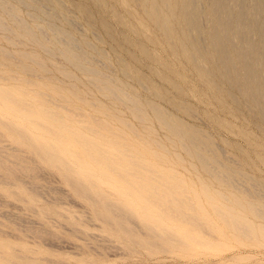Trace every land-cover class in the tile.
<instances>
[{
	"label": "rangeland",
	"instance_id": "rangeland-1",
	"mask_svg": "<svg viewBox=\"0 0 264 264\" xmlns=\"http://www.w3.org/2000/svg\"><path fill=\"white\" fill-rule=\"evenodd\" d=\"M58 1H61V6L59 7L60 10H58L59 16L54 20L55 24L60 28L67 29L72 34L77 40L76 42L79 43L81 50L88 52L90 57H93L92 64H94V67L105 77L107 76L106 78L110 79L113 87H121L128 95H132L138 99L141 103L143 119H140L127 104L114 99L106 90H102L97 85L93 84L89 76L85 75L78 67L68 63L61 55L50 54L25 38L18 42L19 44H11L7 38L9 34L3 30H0V51L7 52L5 53L7 57L0 56V77L2 79L3 77L13 75V77L17 78L19 81L15 82L0 79V84H3L5 87H11L19 85L20 81H23L22 83L30 82L32 88L28 89V94L31 93L34 88H40L50 95H53L55 92L62 93L69 107L76 109L81 114L93 115L103 120L107 126L110 128L112 127L111 129L120 135L119 138H124L131 152L140 160L144 162L148 161L152 165L155 169V174L158 172V174L170 173L173 175V189H175V195L190 201V205L194 202L191 208L197 216L195 218L197 221L186 219V221L193 220L195 223L190 221L186 222L185 218L180 216L177 218H169L172 220L170 221L166 216V212L160 209L153 210L152 213L147 215L138 204L133 203L132 216L134 219L138 221L145 220L148 225L152 227L156 226L155 229L158 230V232L155 231L156 233L152 238L149 236L150 234L147 233V228L142 226L143 232H141V234H148L151 238L142 235L138 236L137 234L140 235V233H136L137 229L131 225L133 223L129 222V224L127 220L125 221L128 223L127 229L125 228V230L122 227L123 230H121V226H117V224L115 225L113 222L111 225L106 219H103V217L105 218L104 215L106 211H104L102 207L96 206V203H90L83 195L75 193L71 188L73 185H71V187L66 185L67 183H72L65 180V176L61 175L62 173L55 175V177L51 174L53 179L56 180H53L52 177L50 179L47 178L51 170L49 168L50 166L45 163L43 164L41 160L35 163L34 156L27 154V151H25L27 146L20 143L19 137L16 134H12L10 130H7L0 124V133L2 134H0V140L3 141H0V174L6 173L12 177L11 179V177L6 174H3L4 177L0 176V181L3 180L0 183V198L3 194L1 199L2 202L0 200V220L4 226V231L2 225L0 227V230H2L0 231V247H5L6 245L5 249L8 248L6 249L8 251H5L7 252V254L5 253V257L2 255L4 252H2L0 253V258L7 261V257L15 255L12 257L15 261L17 259L14 258H18V260L27 258L31 262L30 258H32V261L36 259L33 261L36 263L40 260L41 263L39 262L38 264H264V218L254 215L253 211L251 212V209H249L252 203L264 204V198L259 196V194L264 193V120L259 117L256 111V104L262 96L252 93L244 83L245 77L244 74H242L243 69L240 66V60L236 57L231 48L232 44L238 41L237 32L239 29L236 25L238 16L235 11L231 16V24L233 26L229 34L230 37L226 41V45H229V54L232 56L228 64L229 68L239 71V77L236 79L238 84H230L223 76V68L217 63L218 54L215 53L208 42L212 22L206 9L199 25H202L200 27L199 36L204 39L205 43L201 47L200 54L196 55L197 59H195V62L197 63L195 64L201 62L197 66L191 63L188 57L186 58L185 56V54L190 53L192 49H190L191 46L188 45L189 43L187 44V42H184L187 33L179 17L177 0H170L171 10L169 13L163 10L167 19H169V27L173 26L170 30V39L178 38L174 39V42L173 40L171 41L173 44L169 41L170 39H168V42L166 41L167 35L165 36V33L163 35L164 31L159 30L153 20L149 21L147 16L148 19L144 17L142 11H140L141 9L138 6L136 7L131 0H127V2L126 0L125 2L124 0H100L102 4H104L102 9L101 7H96L94 3H92V0ZM202 3L205 6L207 0H203ZM18 7L25 21L31 22L29 14L34 12V10L21 5ZM230 7L235 9L236 5L234 4ZM83 9L89 11V18L85 17ZM109 10L118 12L123 17L124 21L132 25L134 24L136 30H128L123 25L115 22L113 17L109 14ZM64 14L71 17L73 20L72 25H68L64 22L62 17ZM4 18L6 26L10 28L12 32L19 33V28L16 26L17 24L5 16ZM171 18L173 20H171ZM102 19L115 34L116 38H120L124 35L131 40L132 44H128L126 47V45L120 43L117 39H112L105 30L101 28L100 21ZM44 22V20L41 21V24ZM141 25H144V30H141V28L138 29V26L143 29ZM171 32H173V34ZM182 42L186 45V50L181 47L180 44ZM52 45L55 49H63L65 46L61 41H56ZM141 46H144L152 56L155 54L154 58H156L154 61L148 60L149 62H147V59H145L140 52L139 48ZM257 48L259 47L256 46L255 49ZM7 54H10V58H8L9 55ZM28 54L35 55L37 59L43 63V68L35 66L34 63H24L20 55ZM151 62L155 63L152 64ZM23 64L30 66L31 73H25L21 70ZM200 65L203 69L199 67ZM154 69H157L160 75L154 74ZM199 69H201L200 75ZM175 72L178 75H175ZM208 73L210 74L209 76ZM141 81L144 82L145 86L140 84ZM170 81L176 86H172ZM208 81L216 83L217 87L215 90H213L214 88ZM176 87L181 88L182 92L179 93ZM154 91H157V94L162 97L156 95ZM230 94L234 97L235 101L232 100ZM149 104H154L166 112L176 121L175 123L178 124L182 130L192 129L201 131L208 140L212 141L215 146L217 145L216 147H219V154L215 159L220 162L214 163L217 169L205 168L197 158L190 154L191 150L189 147L183 148L182 144L185 142L181 134L172 135L162 127L148 107ZM187 109L193 112V114H189L186 111ZM20 123L25 127H31V125L27 124L25 121H20ZM53 142V144L60 149L61 145L66 143L67 140L60 136H55L53 137ZM7 145H9V147ZM1 146H4V148ZM113 146L109 145L108 147L111 149ZM13 147L14 149L12 151L11 149ZM114 147L117 146L115 145ZM66 150L74 152L68 157L77 156L83 159L80 160V167L83 171L78 172L81 176L86 177V175L89 174L88 176L95 182L101 181L104 189L109 192V197H115V187L104 185V183H107L115 176L113 173L104 172L103 170V173L94 172L93 163L84 156L83 151L74 141L70 142V145H66ZM22 151L23 153H21ZM16 156L24 157H22L20 161H17L18 166L11 161V159L13 160ZM3 157L9 161L3 159ZM38 166H40V168L36 170ZM42 167L43 169H41ZM220 169H222L224 173L218 174V170ZM10 171H15L17 174L15 172L13 174ZM37 172L38 175H35ZM41 173L44 174V176L41 175L43 178H45L46 174V178L49 180L46 181L47 179H43L40 176ZM51 173H53L52 170ZM13 175H18L20 181L18 179L16 180V177ZM23 175H26L23 177L25 180L22 178ZM29 176L36 179L33 178L34 180H29ZM231 176L237 178V186L235 188L228 182V178ZM4 178H9V181L8 179L7 181L11 182V184L4 182L6 181ZM116 179L118 180V184L124 183L123 180H119L117 177ZM50 181H53L54 184ZM16 184L17 187L15 186ZM32 184L38 190H35L36 188ZM41 184L45 186V189L41 187ZM252 184L255 185L251 186ZM102 186L97 188L101 189ZM62 188L64 191L61 190ZM33 190L39 192L35 193ZM40 190H43L44 193H40L42 192ZM60 190L61 192H59ZM56 191H58L59 194L67 191L66 193L74 196L72 197L71 195V197H69L66 193L59 195ZM8 193H12L13 195L17 194L15 198L21 200H19L18 203L14 202L16 199L12 194L9 195ZM123 193L127 196L126 202H132L136 199L133 191L124 190ZM40 194L43 195L41 196ZM112 194L113 196H110ZM5 199H7V201H5ZM47 199L53 200L49 201ZM3 204L7 206L6 209ZM14 204H17V207L22 206L19 208H25L27 211L24 209H17L15 208L16 206L12 208ZM10 206L11 208H9ZM214 206L216 207L214 208ZM27 207H30L32 211ZM86 207L89 208L90 212L93 211L95 216L92 212H87L88 208ZM100 208H102L104 212L100 210ZM217 208L222 209L229 216L234 215L242 218L249 226V233L247 235L237 233L228 220L227 215L219 214ZM3 209L4 211H8L4 212ZM44 209L49 211H45ZM82 209L83 211H81ZM52 210L57 212V215L56 213H53L54 216L50 214ZM9 211L11 214L8 215ZM20 211V214H15ZM68 211L72 212L68 213ZM58 212L62 216H60ZM71 213H73L71 215L73 219L69 218ZM96 213L102 214L100 218H97L98 220L100 219L99 221L95 220V217L98 216ZM13 214L20 215L21 219L23 218L24 220H20V217L14 216ZM22 214H25V216ZM26 214L32 217H26ZM47 214L55 219L51 220V218L46 217ZM86 214L90 216L87 215V217L85 216ZM11 215H13L14 218L11 217ZM64 215L68 217H63ZM73 215H76V217ZM80 215H84L82 216L84 221L81 219ZM133 217L130 219L134 220ZM27 218L30 222L25 220ZM75 218L79 219L76 220ZM88 218H94L92 220L93 222ZM85 219L87 220L86 222ZM55 220L61 221L65 229L61 224H58L59 221L56 222ZM20 221L23 223H20ZM68 221L70 223H68ZM81 221L84 223L88 222V224H84ZM205 221L207 223L199 228L198 225L200 224H197V222ZM27 222H29L28 224L34 222V225H28ZM71 222L74 223L72 227L70 225L72 224ZM90 222L93 224H89ZM105 222L108 224L106 223L105 225ZM18 223H20L21 226ZM53 223L54 225H52ZM75 224H78V226ZM24 225L27 228H25ZM55 225H57V227ZM65 225L68 226V228H66ZM82 225L83 227L86 226L83 228L85 231L87 228V231H90V233L92 232V234L89 233V235L88 232H82ZM162 225L168 228H177L185 233L177 231L175 233L177 238H171L172 240L174 239V241H171L170 238H165L167 237L165 231H162L165 232L162 233L160 232L161 229H158ZM30 226H32L33 229ZM10 227L14 229L16 227V229H12L14 231L11 233ZM78 227L80 228L78 229ZM130 227H132V231ZM22 228L27 230L23 231L21 230ZM53 228H57L58 230H53ZM72 228L75 230H72ZM48 229H50L51 232L48 231ZM62 229H70L74 231V233L73 235L64 234V232L67 233L69 230L62 231ZM17 230L18 232H15ZM127 230L128 234L134 232L131 234L132 236L126 235ZM188 230L190 231L188 232ZM9 232L12 235L15 233V235L11 236ZM30 232H33L31 235H33L34 238L28 235ZM144 232L146 234H144ZM75 233H77L79 237L80 234H85L81 235L85 238H78V236L76 237L74 235ZM20 234L23 237L22 239ZM48 234H50L51 237ZM60 234L64 235L62 239L59 238L61 237ZM134 234H136V236H134ZM19 235L20 237H17ZM95 237L97 239H95ZM100 237L103 239L108 238L109 241L108 239L104 241ZM20 239L24 242L16 243L20 241ZM178 241L179 243L185 242V245L184 243L179 244ZM12 243L18 245L16 246L17 248H15V246H7L14 245ZM33 243L36 244L34 245ZM89 244H91V246ZM19 245L22 247L24 245V247L22 248ZM36 245L37 249H35ZM112 245H116L117 248H112ZM30 247H32L33 251L30 250ZM118 247L120 249H118ZM19 248H22L24 252L22 250L18 251L17 249ZM122 249H124V251ZM12 250L18 254H12ZM33 255L38 256L40 259ZM52 256H54V259L58 258L54 260L51 259ZM2 259H0V264H12L8 262L10 260L2 262L4 261ZM58 260H64V263H60Z\"/></svg>",
	"mask_w": 264,
	"mask_h": 264
},
{
	"label": "bare ground",
	"instance_id": "bare-ground-1",
	"mask_svg": "<svg viewBox=\"0 0 264 264\" xmlns=\"http://www.w3.org/2000/svg\"><path fill=\"white\" fill-rule=\"evenodd\" d=\"M60 2L58 0H0V30H3L9 34V35H7V38L11 44H16L25 38L29 41H32L36 46H38L39 48L49 52L50 54L61 55L62 57H64L67 60L68 63L78 67L85 75L89 76L90 81L93 84L97 85L102 90H106L114 99L119 100L120 102L127 104L138 115V117L140 119H143L142 112H141V103L138 101V99L132 95H128L125 92V90L122 89L121 87H118V88L113 87L111 82H110V79L106 78L107 76L105 77L103 74H101L94 67V64H92V62H93L92 58L93 57H90L88 52L81 50L79 43L76 42L77 40L72 36V34L67 29L60 28L55 24L54 20L56 18H58V16H59L58 10H60L59 9V7L61 6ZM124 2H125V0H124ZM126 2H127V0H126ZM131 2H133L136 7L138 6L141 9V10L140 9L139 10L142 11V15L144 17L147 16L149 18V21L153 20V22L156 24V26L159 28V30L164 31V32L162 31L163 35H164V33H165V36L167 35L166 41L168 42V39H170V30H171V27H173V26L169 27V19H167L166 14L163 12V10H165L166 13H169V11L171 10L170 0H131ZM131 2H129V3H131ZM177 2H178V6H179V17H180V20L183 23L184 29L186 30V33H187V37H186V40H184V42H187V44L189 43L188 45H190L191 46L190 49H192V51L190 53L185 54L186 58L188 57L190 62L193 63L194 65L198 66V64L201 63V62H199L198 64H195V63H197V62H195L196 61L195 59H197L196 55L200 54L201 47L205 43L204 39L199 36L200 35L199 32L201 30L200 27L202 26V25L201 26H199V25H200V21L203 17V13L206 9L207 13L211 17V22H212V27L210 28V31H209L210 36H209L208 42H209L210 46L213 48V50L215 51V53L218 54L217 63L219 64V66L221 68H223V76L225 79H227L229 81L230 84H238V81L236 79L239 77V75H238L239 71L231 70L229 68L228 64L230 63L232 56L229 54V49H228L229 45L228 46L226 45L227 44L226 41L230 37L229 34L231 33L230 31H231V28L233 26L231 24V16L233 15L232 13L235 11V13L238 16L237 17V23H236V25L239 29V31L237 32L238 33V41L233 39L236 42L234 44H232L231 48H232L233 52L235 53L236 57L240 60V66L243 69L242 74H244V77H245L244 83L247 85V87L250 89V91L252 93H255V94L262 96L256 104V111L259 114V117L262 120H264V109H263L264 108V0H207V3L205 4V6L202 3L203 0H177ZM92 3H94V5L96 7H101V9L103 8V5H104V4H102V2L100 0H92ZM234 4L236 5L235 9L230 7L231 5H234ZM20 5L25 6L27 8H31L34 10V12L29 14V18H30L31 22H26L25 19L21 16L20 9L18 7ZM63 5H65V4H63ZM83 10H84L85 17L89 18V11H87L86 9H83ZM64 11H66V10H64ZM135 13H137V12H135ZM109 14L113 17L115 22H117L120 25H123L128 30H131V31L136 30L134 24L132 25L131 23H127L126 21H124L123 17L118 12H116L115 10H109ZM170 15H172V14H170ZM4 16L7 17L8 19H10L11 21H13L15 24H17L16 26L19 28V33L12 32V30L6 26ZM62 17H63L64 22L66 24H68V25L73 24V20L71 19V17H68L65 14L62 15ZM169 17H171V16H169ZM43 20L45 22L41 24V21H43ZM171 20H173V19L171 18ZM173 23H174V21H173ZM100 25H101V28H103L105 30V32L112 39H117L120 43L126 45V47L128 44L129 45L132 44L131 40L124 35L121 36L120 38H116L115 34L111 31V29L107 26L106 22L103 19L100 21ZM136 26H137V24H136ZM141 26H143V29H142V27H139V26H138V29L141 28V30H144V28H145L144 25H141ZM173 32H171V33L173 34ZM202 36H204V35H202ZM234 36H236V35H234ZM174 39H178V38H174ZM174 39H170L169 41L171 42L173 40V42H174ZM56 41H61L65 45L64 48L63 49H55V47L52 44ZM173 42H171V43L173 44ZM172 44H170V45H172ZM180 45L182 48H184V50H186L187 47L183 42ZM87 46H88V44H87ZM256 46L259 48L255 49ZM139 49H140V52L143 55V57L145 59H147V62L155 60V58H156V57L154 58L155 54H154V56H152L151 53L144 46H141ZM180 50H181V48H180ZM5 53H7V52L0 51V56L1 57L6 56ZM23 53H25V52H23ZM187 54H188V56H187ZM7 55H9L8 58H10V54H7ZM20 57L22 58L24 63L25 62H30L32 64L34 63V65L39 67V68H43V66H44L43 63L40 62V60L37 59V57L35 55L34 56L30 55V54L22 55V56L20 55ZM154 63L155 62H153L152 64H154ZM160 64H161V62H160ZM201 65L199 67H201ZM160 68H162V67H160ZM201 68L203 69V67H201ZM167 69H169V68H167ZM21 70L24 71L25 73H31V68L27 64H23L21 67ZM200 70L201 69H199V75H200ZM153 72L156 75H160V73L157 69H154ZM168 73H169V71H168ZM66 74H68V73H66ZM176 74L177 73L175 72V75ZM205 75H207V74H205ZM209 75L210 74L208 73V76ZM0 79H1V77H0ZM2 79L7 80V81H15V82L19 81L17 78L13 77V75H10L9 77H3ZM22 82L20 81L19 85H14L11 87H5L3 84H0V124H2L7 130H10L12 134H16L19 137L20 143L25 144L27 146V149L25 150V151H27V154L34 156V162L35 163L40 162V160H41V162L43 164L45 163L48 166H50L49 168L52 170L53 173H51V170L48 173V171H49L48 170L47 171V173H48L47 178L50 179L52 177V179H53V176H51V174H53L55 177V175L62 173L61 175L65 176V180H68V182L72 183V184L67 183L66 185H69L70 187H71V185H73V187H71V188L73 189V191L75 193L83 195V197L87 198V200L90 201V203H96V206L102 207L103 210L106 211V214L104 215L105 218L103 217V219H106L107 222L110 223L111 225L113 222V223H115V225L117 224V226H121V228H120L121 230H123L125 228L127 229V224L129 222H132L133 224H131V225H133L134 228L137 229L136 233L137 232L140 233V235L137 234L138 236H141L143 234V233L141 234V232H143L142 226L147 228V233L150 234L149 236H151V237L156 233L155 231L158 232V230L155 229L156 226L152 227V226L148 225L145 222V220H139L138 221V220L134 219V217L132 216V204L133 203L138 204L147 215H149V213H152L153 210L160 209V210H163L166 212V216L168 217V219L169 218H177L180 216L182 218H185V221H186V219L195 220V218L197 216L195 215L194 210L191 208V206L193 205L194 202L190 205V201L183 199V198H179L178 196L175 195V191H174L175 189H173V183L174 182H173V175L172 174H170V173L169 174H162V173L158 174V172H157V174H155L156 172H155V169L152 167V165L148 161L144 162L143 160H140L133 152H131L130 151L131 149L128 148L129 146L127 145L124 138H119L120 135H118L115 131H113L111 129L112 127L110 128L109 126H107L103 120H100V118L98 119L93 115L81 114L76 109L69 107L67 105L66 98L62 93L55 92L53 95H50V94H47L44 91H42L40 88H34V90H32V92L28 94L27 93L28 89L32 88L31 84H30V82H25V83H22ZM208 83H210V85L214 88L213 90H215V88L217 87L216 83L215 82H209V81H208ZM140 84L142 86H145L143 81H141ZM170 84L172 86H176L172 82ZM176 89L178 90L179 93L182 92L181 88L176 87ZM154 92L156 93V95H159V94H157V91H154ZM230 96H231L232 100L235 101L234 97L231 94H230ZM160 97H162V96H160ZM92 105H93V103H92ZM148 107L153 112L158 123L162 127H164L170 134H172V135H180L181 134V137L183 138V141L185 142L182 144L183 148L189 147L191 150L190 154L193 157L197 158L205 168H207V169L213 168L215 170L217 169L214 165V163H220L217 159H215V157L219 154V151H218L219 147L217 148L216 147L217 145L215 146L212 141L208 140L207 137L201 133V131H195L192 129L191 130H188V129L182 130L180 128V126H178V124L175 123L176 121L173 118H171L166 112L161 110L156 105L149 104ZM186 111L191 115L193 114V112H191L188 109ZM74 116H76V117H74ZM20 121H25L27 124H30L31 127L23 126L20 123ZM125 125H126V123H125ZM128 126H126V127L129 128L130 126L129 127ZM55 136H60V137L65 138L67 140L66 143L61 145L60 149L53 144L54 143L53 137H55ZM1 137H4V136H1ZM0 141H2V140H0ZM72 141H74L75 143H77L79 145V147L83 151L84 156L87 157L93 163L94 172L103 173L102 172V170H103L104 172H111L115 175L107 183H104V185L106 184V185L115 187V193H114L115 197L114 198L109 197V194H108L109 192L104 189L101 181L95 182L93 179H91L88 176L89 174H87L86 177H83L80 175V173H78L79 171H83L80 167V165H81L80 160L82 158L77 157V156L68 157L70 154H72L74 152L73 151L70 152V151L66 150V145H68V144L70 145V142H72ZM5 142H7V141H5ZM109 145H112V146L116 145L117 147L113 146V148L109 149V147H108ZM7 146L9 147V145H7ZM1 147L4 148V146H1ZM13 149H14V147L11 150L13 151ZM15 151H16V149H15ZM221 152H224V151H221ZM21 153H23V151ZM25 154H26V152H25ZM16 157H14L15 159L13 158V160L11 159V161L13 163L17 164V166H18L17 161H20L23 156L22 157L16 156ZM3 159H6V158L3 157ZM6 160L9 161L8 159H6ZM236 162H238V161H236ZM2 167H4V166H2ZM39 168H40V166H38V169H36V170H39ZM41 169H43V167ZM2 171H3V169H2ZM5 172H6V170H5ZM8 172H9V169H8ZM14 172L15 171H12L11 173L14 174ZM29 173H30V171H29ZM220 173H224L222 169L218 170V174H220ZM3 174H6V173H1L0 176H3ZM49 174H50V176H49ZM6 175H8V174H6ZM10 175H12V174H10ZM35 175H38V172ZM41 175L44 176L43 173H41L40 176ZM25 176L26 175H23L22 178ZM238 176H239V174H238ZM9 177H11V176H9ZM14 177H16V180L18 179V175L14 176ZM27 177H28V175H27ZM116 177L119 180H123L124 183L118 184V180L116 179ZM29 178H30L29 180H31L34 177L32 178L29 176ZM47 178H46V174H45V178H43V179L46 180ZM7 179L9 181V178H7ZM7 179L4 178V180H6L4 182H8ZM11 179H12V177H11ZM34 179H36V178H34ZM49 179H47L46 181H48ZM16 180H14V181H16ZM18 180L20 181V179H18ZM23 180H25V178H23ZM53 180H56V179H53ZM1 181H3V180H1ZM1 181H0V183H1ZM19 181H17V182H19ZM50 182L52 183L53 181H50ZM228 182L234 188L237 186V178L236 177H232V176L229 177ZM33 183H34V181H33ZM8 184H11V182H8ZM47 184H49V183H47ZM52 184H54V182ZM98 185L100 187L102 186V188L101 189L97 188V187H99ZM253 185H255V184H252L251 186H253ZM15 186L17 187V184ZM41 187L44 188L45 186H42V184H41ZM52 188H54V187H52ZM57 188H59V187H57ZM256 189H258V188H256ZM35 190H38V189L36 188ZM55 190H56V188H55ZM61 190H63V188ZM61 190L59 192H61ZM124 190L133 191L135 193L136 199H134L132 202H126L125 200L127 199V196L123 193ZM30 191H32V190H30ZM40 191H42L40 193H44L43 190H40ZM256 191H258V190H256ZM34 192L36 193L39 191H34ZM56 192L58 193V191H56ZM66 192H62V193L65 194ZM110 193H112V192H110ZM8 194L11 195L12 193H8ZM61 194H59V195H61ZM66 194L69 197H71V195H72V194H68V193H66ZM13 196L15 198V196H17V194L13 195ZM48 196H49V194H48ZM73 196L74 195H72V197ZM110 196H113V194ZM259 196L264 198V193L259 194ZM2 197H3V194H2ZM2 197L0 198V200L2 199ZM45 197H47V195ZM47 198H50V197H47ZM184 198H185V195H184ZM43 199H45V198H43ZM11 200H14V199H11ZM19 200H21V199H16V201H14V202L18 203ZM47 200L52 201L53 199L52 200L47 199ZM5 201H7V199H5ZM5 201H3V202H5ZM1 202H2V200H1ZM5 204H3V205H5ZM8 204H10V203H8ZM13 206H16L15 208H17V209H21L19 207H22V206L17 207L18 206L17 204L12 205V208H14ZM30 207H27V208H30ZM198 207H197V210H198ZM200 207H202V206H200ZM215 207L216 206H214V208ZM250 207L251 208H249V209H251V212L253 211L254 215L264 218V204L252 203L250 205ZM6 208H7V206L5 205V209ZM9 208H11V206ZM86 208H88V207H86ZM102 208H100V210H102ZM23 209L26 210L25 208H23ZM23 209H21V210H23ZM83 209L81 211H83ZM3 211H4V209H3ZM7 211H4V212H7ZM14 211H16V210H14ZM30 211H32L31 208H30ZM30 211H28V212H30ZM47 211H49V210H47ZM62 211H64V210H62ZM81 211H80V214H81ZM88 211H89V208H88L87 212ZM217 211L219 214L227 215L228 220L231 222L233 228L235 229V231L237 233L244 234V235H247L249 233V231H250L249 226L244 220H242V218H239L238 216H234V215L229 216L227 213H225L222 209H219V208H217ZM4 212H2V213H4ZM28 212H27V214H28ZM59 212H58V214H59ZM70 212H72V211H70ZM70 212L68 211V213H70ZM91 212L93 213V211H91ZM0 213H1V211H0ZM20 213H21V211L19 213L16 212L15 214H20ZM30 213H29V215H30ZM42 213H44V212H42ZM53 213H56V215H57V212H54L52 210V212H50V214L53 215ZM73 213H71L69 215V218H72L71 215ZM5 214H7V213H5ZM9 214H11L10 211L8 212V215ZM27 214H26V217H29ZM96 214L98 216L95 217V220H98L97 218H100V216H102V214H98V213H96ZM13 215H11V217H13ZM22 215L25 216V214H22ZM77 215H78V213H77ZM87 215H89V214H86L85 216H87ZM14 216L20 217V215H14ZM44 216H46V215H44ZM50 216L51 215L47 214L46 217L51 218V220L55 219L54 217L52 218V216L51 217ZM60 216H62V215H60ZM73 216L76 217V215H73ZM82 216H84V215H80L81 219H82ZM94 216H95V214H94ZM18 217H15V218H18ZM31 217H29V218H31ZM55 217H57V216H55ZM63 217H66V215H64ZM132 217L134 220L130 219ZM4 218H5V216H4ZM8 218H10V217H8ZM75 219L77 220L79 218H75ZM93 219L94 218L89 219V220L92 221ZM223 219H225V218H223ZM20 220H24V219L23 218L21 219V217H20ZM25 220L30 222V220L28 218ZM126 220L128 221V223L125 222ZM193 220L192 221L189 220V221L195 223ZM58 221H56V222H58ZM86 221L87 220L85 219V222ZM170 221H172V220H170ZM189 221H186V222H189ZM195 221H197V220H195ZM0 222H1V220H0ZM29 222H27V224ZM39 222H42V221H39ZM81 222H79V223H81ZM92 222H90L89 224H91ZM107 222H105V225ZM20 223H23V222L20 221ZM20 223H18V224L20 225ZM65 223H67V222H65ZM68 223H70V222L68 221ZM71 223L72 224H70V225L72 227V225H74V223L73 222H71ZM82 223H84V222H82ZM198 223L200 224V225H198V227L200 228V226L203 227L205 225V223H207V222L206 221L205 222H197V224ZM227 223H228V221H227ZM30 224L34 225V222L30 223ZM30 224H28V225H30ZM49 224H51V223H49ZM58 224H61V221H59ZM84 224H88V222L84 223ZM1 225L3 228L4 226H3L2 222L0 223V227H1ZM52 225H54V223ZM55 226L57 227V225H55ZM76 226H78V224ZM24 227H25V225H24ZM30 227L33 229L32 226H30ZM62 227L64 228L63 225H62ZM65 227L68 228V226H66V225H65ZM84 227H86V226H84ZM84 227L82 225L81 229H83ZM122 227H123V229H122ZM10 228H11L10 229L11 233L16 229V227H15V229L12 227H10ZM23 228L21 230H23V231L27 230V229H23ZM25 228H27V227H25ZM34 228H35V226H34ZM48 228H49V226H48ZM79 228L80 227H78V229ZM131 228L132 227H130V229ZM12 229H14V230H12ZM55 229L58 230L57 228H55ZM55 229L53 228V230H55ZM78 229H77V232H78ZM158 229H161L160 232H162V231L166 232V234H167L166 235L167 237H165L166 239H168V238L171 239V238L176 237L175 233L177 231L184 232V231L179 230L177 228H168V227L163 226V225ZM59 230H60V228H59ZM66 230H69V231L67 233L64 232V234H72L73 235L74 231H71L70 229H66ZM66 230L62 229V231H66ZM72 230H75V229L72 228ZM115 230H117V229H115ZM210 230H212V229H210ZM0 231H2V230H0ZM3 231H4V228H3ZM48 231L51 232L50 229H48ZM131 231H132V229H131ZM189 231L190 230H188V232ZM15 232H18V230ZM52 232H54V231H52ZM82 232H88L87 228H86V231H85V229H83ZM165 232H162V233H165ZM203 232H204V230H203ZM31 233L33 234V232H30L28 235L33 237V235H31ZM61 233H63V232H61ZM89 233H90V231L88 232V234ZM126 233H127L126 235L132 236L131 234L134 232L128 234V230H127ZM4 234H5V232H4ZM58 234H59V232H58ZM90 234H92V232ZM144 234H146V233L144 232ZM148 234L142 235V236H146L148 238H151L148 236ZM13 235H15V233ZM13 235L11 234V236H13ZM20 235L17 237H20ZM48 235L50 236V234H48ZM55 235H57V234H55ZM60 235H58V236H60ZM74 235L76 237L78 236L77 233H75ZM81 235H85V234H80V237L78 236V238H85V237H82ZM49 236H48V238H49ZM62 236H64V235H61V237H59V238L62 239ZM104 236H106V235H104ZM134 236H136V234H134ZM155 236H157V235H155ZM160 237H156V238H160ZM13 238H15V237H13ZM22 238L23 237L21 235V239ZM24 238H25V236H24ZM37 238H38V236H37ZM86 238H89V237H86ZM21 239H20V241H17L16 243L24 242V241H21ZM95 239H97V238L95 237ZM101 239L105 241L108 238L107 239L101 238ZM101 239H98V240H101ZM49 241H50V238H49ZM108 241H109V239H108ZM171 241H174V239L173 240L171 239ZM175 241H177V240H175ZM62 242H63V240H62ZM86 242H87V240H86ZM4 243H5V241H4ZM178 243H179V241H178ZM181 243H184V245H185V242H181ZM181 243H179V244H181ZM12 244H14V243H12ZM37 244H39V243H37ZM111 244H113V243H111ZM24 245H23V247H24ZM47 245H49V244H47ZM53 245H55V244H53ZM89 245L91 246V244H89ZM99 245H101V244H99ZM7 246H15V248H17L16 246H18V245L14 244V245H7ZM19 246H21V245H19ZM5 247H6V245H5ZM5 247L4 246L0 247V253L4 252V254H2V255H4V257H5V253L7 254V252H5V251H8V250H6L8 248L5 249ZM35 247H36L35 249H37V245ZM113 247L117 248L116 245L115 246L112 245V248ZM122 247H125V246H122ZM11 248H13V247H11ZM22 248H19L17 250L23 251ZM30 248L29 249L33 251L32 247H30ZM90 248H92V247H90ZM118 249H120V248L118 247ZM107 250H108V248H107ZM122 250L124 251V249H122ZM10 251H11V249H10ZM26 251H27V249H26ZM11 253L12 254H18V253H15V251H13V250ZM38 253H39V251H38ZM99 253H101V252H99ZM30 254H32V253H30ZM34 255H37V254H34ZM14 256L12 255V257H14ZM12 257H7V259L10 260V261H8V260L7 261L12 263V264H38L40 262V260L37 263L33 262L36 259H34L32 261V258H30L31 262L27 258H21L19 260H18V258H14V259H17L15 261L12 259ZM34 257L39 258L38 256H34ZM45 257H48V256H45ZM53 257L54 256H52L51 259H54ZM57 258H55V259H57ZM0 259H2V258H0ZM2 260H4V259H2ZM7 261L4 260L2 262H7ZM43 262H45V261H43ZM58 262L64 263V260L63 261L58 260Z\"/></svg>",
	"mask_w": 264,
	"mask_h": 264
}]
</instances>
